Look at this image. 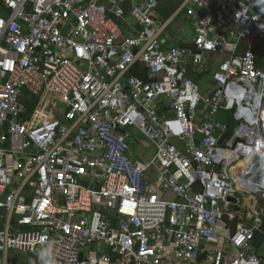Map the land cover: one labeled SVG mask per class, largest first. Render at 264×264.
I'll return each instance as SVG.
<instances>
[{"label": "built area", "instance_id": "built-area-1", "mask_svg": "<svg viewBox=\"0 0 264 264\" xmlns=\"http://www.w3.org/2000/svg\"><path fill=\"white\" fill-rule=\"evenodd\" d=\"M161 1L0 0V264H264L243 201L264 170V12ZM182 15L191 43L167 45Z\"/></svg>", "mask_w": 264, "mask_h": 264}, {"label": "rangeland", "instance_id": "rangeland-1", "mask_svg": "<svg viewBox=\"0 0 264 264\" xmlns=\"http://www.w3.org/2000/svg\"><path fill=\"white\" fill-rule=\"evenodd\" d=\"M175 2H177L176 0H163L161 1V9H165L168 5L175 6ZM176 20V19H175ZM174 20V21H175ZM173 21V22H174ZM173 22L171 23V26L173 25ZM169 44H172L171 42H169ZM217 56H221V55H217ZM214 63L212 64V67H214ZM206 77V76H204ZM208 76L207 78H202L200 80H198L199 85H204V84H208ZM51 97L50 100V104L48 105L49 108L52 107L53 102L56 101H60L58 96L55 95H50V96H46V98ZM58 106V104H56ZM47 106V108H48ZM48 108V110H49ZM51 116H54L55 114V110L54 108H52L49 112H48ZM134 135L138 138L141 139L142 144L144 145V148L146 149V152L151 150V144L149 142V140L139 131H134ZM250 195H252V201L254 203L251 204V202H249V194H243V201L244 204L247 205V209H248V213L250 216H254L255 214H258L259 217L262 218V220L264 221V194L263 192L260 193H251ZM255 199V200H254ZM225 220V218H224ZM11 258L15 263H20V264H43V260H44V253L43 250H37L35 254H28V253H23V252H16L11 254Z\"/></svg>", "mask_w": 264, "mask_h": 264}, {"label": "trees", "instance_id": "trees-1", "mask_svg": "<svg viewBox=\"0 0 264 264\" xmlns=\"http://www.w3.org/2000/svg\"><path fill=\"white\" fill-rule=\"evenodd\" d=\"M174 9V6L172 5H168L164 11L162 12L164 17H167ZM250 12L251 13H259V12H264V0H255V2L251 5L250 7ZM173 22V21H172ZM171 22V23H172ZM171 23L168 26L169 30L171 27ZM225 54V55H224ZM217 55H221V56H217L218 58V62L214 65L213 68L210 69V72L212 73L213 71H215L216 66L218 65L219 62L225 60L228 57L227 53H218ZM132 73H134L139 79L141 80H146V74H145V69L143 67L137 66ZM189 76L194 80L197 81L199 76H201V72L198 71H189ZM27 106L29 108L30 111H32L33 107L35 106V101L34 102H29L27 103ZM228 121H230L232 123L231 119H228ZM225 220H227V218L225 217ZM232 223V228H234L235 226V220L231 221ZM264 241V223L261 225V229L259 231H256L254 234V239H253V244L255 246H258L259 244H261V242ZM26 264V263H25Z\"/></svg>", "mask_w": 264, "mask_h": 264}, {"label": "crops", "instance_id": "crops-1", "mask_svg": "<svg viewBox=\"0 0 264 264\" xmlns=\"http://www.w3.org/2000/svg\"><path fill=\"white\" fill-rule=\"evenodd\" d=\"M168 33H169V37L166 40V44L172 45V46L173 45L174 46H189L193 38V35H194L191 24L186 22V18L183 15L176 18V20L173 22V25L170 27V30ZM169 42H171L172 44H169ZM213 58H214L213 63L216 64L218 62L217 55H215V57ZM213 63H211V67ZM209 75H210L209 71H206V72L202 71L201 76H199L198 80L202 78H207V76L209 78ZM198 80L196 81L197 83H199ZM200 86L203 88L204 86H206V84H204L203 86L202 85ZM223 223H226L229 226V228L233 230L231 221L223 220ZM256 247L259 250L264 249L263 242H261V244H259Z\"/></svg>", "mask_w": 264, "mask_h": 264}, {"label": "bare ground", "instance_id": "bare-ground-1", "mask_svg": "<svg viewBox=\"0 0 264 264\" xmlns=\"http://www.w3.org/2000/svg\"><path fill=\"white\" fill-rule=\"evenodd\" d=\"M262 160H264V159H262ZM240 168L242 170L245 169V161L244 160L234 163V165L231 167V172L234 173V171H236V169H240ZM257 178H258V176H257ZM259 178H261V182H260L261 183L260 184L261 189H260V186L256 185V177L252 173L245 175L243 178L244 184H245V190L250 191V192H260V190H261L264 194V170L262 171L261 174H259Z\"/></svg>", "mask_w": 264, "mask_h": 264}, {"label": "water", "instance_id": "water-1", "mask_svg": "<svg viewBox=\"0 0 264 264\" xmlns=\"http://www.w3.org/2000/svg\"><path fill=\"white\" fill-rule=\"evenodd\" d=\"M249 7L255 2V0H243ZM226 127L228 128L229 127V124H227L226 125ZM229 129H227L220 137H219V139H218V141H217V143L219 144V145H221L222 143H223V141H224V139L225 138H227L228 136H229ZM194 144L195 145H197L198 144V141L197 140H195L194 141ZM256 181L257 182H261V178H257L256 179ZM229 201L230 202H235V200L234 199H232V198H229ZM233 209L235 210V211H239V207L238 206H234L233 207Z\"/></svg>", "mask_w": 264, "mask_h": 264}]
</instances>
